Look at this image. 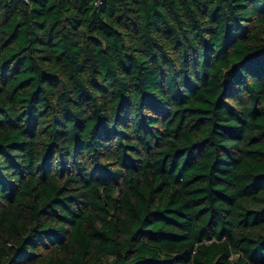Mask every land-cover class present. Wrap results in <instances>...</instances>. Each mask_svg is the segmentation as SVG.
Here are the masks:
<instances>
[{
	"label": "trees",
	"instance_id": "trees-1",
	"mask_svg": "<svg viewBox=\"0 0 264 264\" xmlns=\"http://www.w3.org/2000/svg\"><path fill=\"white\" fill-rule=\"evenodd\" d=\"M0 264H264V0H0Z\"/></svg>",
	"mask_w": 264,
	"mask_h": 264
},
{
	"label": "built area",
	"instance_id": "built-area-1",
	"mask_svg": "<svg viewBox=\"0 0 264 264\" xmlns=\"http://www.w3.org/2000/svg\"><path fill=\"white\" fill-rule=\"evenodd\" d=\"M26 2H28V0H25Z\"/></svg>",
	"mask_w": 264,
	"mask_h": 264
}]
</instances>
